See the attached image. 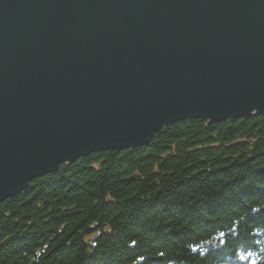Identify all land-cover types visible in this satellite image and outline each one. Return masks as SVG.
<instances>
[{"label":"water","instance_id":"95a60500","mask_svg":"<svg viewBox=\"0 0 264 264\" xmlns=\"http://www.w3.org/2000/svg\"><path fill=\"white\" fill-rule=\"evenodd\" d=\"M264 116V0H0V203L170 124Z\"/></svg>","mask_w":264,"mask_h":264},{"label":"trees","instance_id":"16d2710c","mask_svg":"<svg viewBox=\"0 0 264 264\" xmlns=\"http://www.w3.org/2000/svg\"><path fill=\"white\" fill-rule=\"evenodd\" d=\"M0 264H264V116L163 127L0 203Z\"/></svg>","mask_w":264,"mask_h":264},{"label":"bare ground","instance_id":"6f19581e","mask_svg":"<svg viewBox=\"0 0 264 264\" xmlns=\"http://www.w3.org/2000/svg\"><path fill=\"white\" fill-rule=\"evenodd\" d=\"M9 199V198H8Z\"/></svg>","mask_w":264,"mask_h":264}]
</instances>
